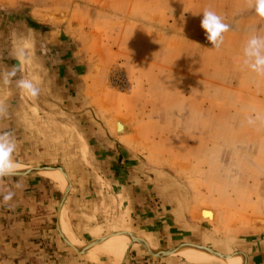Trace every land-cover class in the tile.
Returning <instances> with one entry per match:
<instances>
[{"label": "crops", "instance_id": "1", "mask_svg": "<svg viewBox=\"0 0 264 264\" xmlns=\"http://www.w3.org/2000/svg\"><path fill=\"white\" fill-rule=\"evenodd\" d=\"M80 1L57 22L33 14L44 1L0 0V133L24 167L0 180V264H264L252 0ZM205 10L229 25L219 48ZM115 59L131 67L126 109L106 85Z\"/></svg>", "mask_w": 264, "mask_h": 264}, {"label": "clouds", "instance_id": "2", "mask_svg": "<svg viewBox=\"0 0 264 264\" xmlns=\"http://www.w3.org/2000/svg\"><path fill=\"white\" fill-rule=\"evenodd\" d=\"M255 13L264 19V0H252ZM201 28L205 31L207 41L212 47L219 48L223 43V33L229 30V25L222 21V18L211 10L203 12ZM244 63L254 72L264 74V37L259 35L251 36L244 47ZM15 75V71L9 76ZM18 87L32 98L39 94V89L29 80H20ZM4 110L0 108V113ZM251 122V121H250ZM16 144L9 133H0V180L4 177L17 173L18 164L13 160ZM19 186V185H18ZM11 195L4 197L5 200Z\"/></svg>", "mask_w": 264, "mask_h": 264}, {"label": "rangeland", "instance_id": "3", "mask_svg": "<svg viewBox=\"0 0 264 264\" xmlns=\"http://www.w3.org/2000/svg\"><path fill=\"white\" fill-rule=\"evenodd\" d=\"M41 2L44 1V8L43 9H36L35 13L37 15V11L39 12V16L41 15L45 16L46 18H49L51 20L57 21V22H64L67 20V13L70 8V2L72 0H40ZM57 1V2H55ZM59 1V2H58ZM74 2H81L80 0H73ZM22 2V3H21ZM53 2V4H52ZM83 2V0H82ZM55 3V4H54ZM8 4H12L10 6L12 9H18V12H21L22 14L31 13L33 11V7L36 4V0H13V2H9ZM22 4V5H21ZM50 4V5H49ZM35 10V9H34ZM73 11V10H72ZM73 19L76 23L79 22V20L82 21V23L79 22L84 27L83 20H85L86 12H85V7L83 6H74V14H73ZM81 27V26H80ZM100 35L96 36L95 39L98 40ZM78 54V51H77ZM81 55H77L78 59L80 60ZM119 59V58H118ZM78 60V61H79ZM102 63H106L105 60L100 58ZM120 60V59H119ZM100 62V61H99ZM117 59L112 60V64L110 68L108 69V76H107V88L109 90L118 92L119 94L122 95V98L120 100V105L126 109V99L129 98L132 94V76H130L131 72V67L127 66L126 64H119ZM95 74L99 72V67H96L94 70ZM132 91V92H131ZM118 114L120 115V112L116 110ZM160 160V158H159ZM22 168V167H21ZM24 169V167H23ZM21 169V170H23ZM17 170V171H21ZM258 221L263 220L261 218H254L252 220V224L255 227H262L264 225V222L262 225L257 224Z\"/></svg>", "mask_w": 264, "mask_h": 264}]
</instances>
